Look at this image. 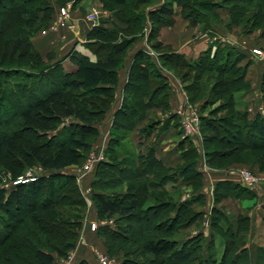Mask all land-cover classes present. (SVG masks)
I'll list each match as a JSON object with an SVG mask.
<instances>
[{
	"label": "trees",
	"instance_id": "1",
	"mask_svg": "<svg viewBox=\"0 0 264 264\" xmlns=\"http://www.w3.org/2000/svg\"><path fill=\"white\" fill-rule=\"evenodd\" d=\"M81 1L0 0V17L9 18L13 23L22 24L24 27L31 23L37 24L39 26L34 30L37 31L48 26L58 8L69 2L75 5ZM100 2L104 8L113 12L116 21H102L87 35L85 46L96 56V62L93 63L85 56L71 51L68 56L77 66L75 72L66 73L59 62L43 65L45 61L32 48L28 34H20L8 41L12 51H19L20 56H23L20 66L7 65V61L11 59L5 60L3 53L0 54V110L5 111L4 114L0 111V168L16 178L19 174L15 169L27 163L25 157L27 159L36 157L28 152L26 153L28 157L25 156L26 149L20 143L21 135L24 133H29L34 141L41 143L35 146L37 153L49 149L48 155L45 153L42 155L43 158H38L48 170L36 180L7 188L0 185L1 264H13L7 255L17 247L29 249L32 264H53L55 261L53 253L59 256L66 255V251L53 244L51 234L48 232L51 231V226L62 227L64 221L52 218L49 211L53 207L63 205L64 201L66 203L71 201V205L78 204L82 207L85 201L75 176L56 170L60 165L57 162L48 164L44 158L52 156L54 161L61 160L74 151L73 148H77L79 143L90 146L98 138L100 122L114 101L118 72L134 43L144 37V29H149L147 42L150 43L151 49L158 53L159 62H163L161 67L166 68L163 66L165 63L178 71H197L199 74L212 72L218 77L229 75V78L239 77L240 80L244 79L245 73L238 64L245 59V54L236 48L217 43L212 55L206 53L194 62H187L183 56L172 51L159 52L165 48L157 41L159 31L174 24L176 8H179L181 16L189 25L200 26L202 30H210L213 24H216L214 19L223 8L229 12L231 23H244L246 21L244 14L248 8L253 23L261 26L264 32V0L244 2L100 0ZM200 8L208 10L210 14L201 12ZM7 25L10 26L12 23ZM161 67L157 66L146 52L139 50L135 53L128 70L123 102L115 113V124L111 130L113 138L110 137L106 148L108 161L97 164L90 185L91 200L98 208L100 219L113 221L115 225L100 227L97 232L105 237H119L129 231L130 226L127 222L129 223L131 218L145 217L151 211L157 213L166 208L175 213L174 217L167 215L161 222L167 227V236L153 240L145 238L142 245V252L153 257L154 261L165 259V264H248L249 251L244 248L243 233L248 231L250 219L245 215L238 216L234 224L223 212L214 207L209 217L211 230L208 238L199 232L195 236H189L185 241H174L176 231L188 227L203 214V211L194 212L192 207L196 204L204 205L205 197L200 193L203 177L196 169L200 153L192 142L184 137L178 144L184 164L174 168L168 167L156 157L154 147L169 128L170 122L149 120L140 129L137 128L146 119L147 110L157 108L163 112L169 111V86ZM228 68L230 71L226 75ZM229 78L222 81L226 84L222 92L226 94H231L233 84L240 81ZM197 88L189 90V86H186L185 89L197 92ZM226 98V101L231 100V96ZM192 99L191 96L190 101ZM262 100L264 101V97ZM229 105H233V99ZM119 117L123 123L117 122ZM248 117L247 110L235 112L231 120L227 117L222 122L214 118L201 117L202 131L207 129L210 133L204 134L201 139V145L205 151L207 150L205 155L208 154V164L229 158L231 151L220 150V146H229L236 142V138L244 150L261 149L260 145L264 144V116L255 114L253 118ZM172 119L175 120L174 126L178 130V135L182 137L183 132L177 119L174 116L169 117V120ZM67 120L70 122L65 125ZM223 123L230 127L224 126ZM120 129H124L125 132H121ZM135 129L144 140L154 136L152 144L143 151H136V145L129 135L130 147L123 142L127 134H131ZM211 148L212 153L209 152ZM6 159L12 161L11 168L3 164L2 161ZM262 167L264 166H260V169L264 170ZM103 171L110 174L108 177L111 179L112 187L119 188L124 182L136 180L139 182H134L136 190L112 192L108 183H103L106 182L102 180ZM5 172L3 174L6 175ZM180 183L190 186L193 192L186 200L171 203V192H177ZM168 185H171L170 188H167ZM231 191L234 192L230 194ZM155 192L160 196L154 194ZM255 196L254 192L231 182H220L214 190L215 205L227 198L252 199ZM62 199L64 201H61ZM148 199L154 204L142 210L144 201ZM45 230L49 235L46 240ZM62 231L63 235L57 234V239L65 234L72 238L76 236V231L71 228ZM15 232L19 235L13 243L12 237ZM28 233L32 236H28ZM68 242L67 245L71 247L72 243ZM219 244L222 245L224 253L221 260H217L215 256ZM255 250L256 264H264V249Z\"/></svg>",
	"mask_w": 264,
	"mask_h": 264
},
{
	"label": "rangeland",
	"instance_id": "2",
	"mask_svg": "<svg viewBox=\"0 0 264 264\" xmlns=\"http://www.w3.org/2000/svg\"><path fill=\"white\" fill-rule=\"evenodd\" d=\"M51 1L54 2V0ZM209 1L210 0H207V2ZM236 1L241 2L242 0H236ZM218 2H221V0H218ZM79 4H81V7H78ZM67 6L70 7L69 18L67 19L66 22L67 26L71 24V18H74V20L77 22L79 27L82 26L83 22L87 23L88 26L94 24L87 21V15L93 10L100 12V15L101 14L103 15V12H109V13L112 12L104 8L100 0H82L80 3H78V5L77 4L74 5L72 2H69L63 7H67ZM200 10L201 12H204L206 14H210L208 10H204L203 8H200ZM220 10L222 11L221 12L219 11L218 16H216V18L214 19L216 24L224 27L233 40L238 41L241 45L245 46L248 49V62L242 61L241 63L238 64V67L244 70L245 73L244 79L240 80L239 77L229 78V75H227V73H229L230 68L227 69L226 72L227 78H226L225 75L218 77V75L212 72H205L199 74V72L197 71H188V70L178 71L177 69H173L169 67L167 64L165 65V63L163 66H166V68H163L161 67V64L163 62H159L158 65L159 67H161V70L164 73L171 74L172 76L174 75V77L175 75L177 76V74H179L177 73V71L180 72L179 76L175 78L180 82L182 90L184 91L188 99L189 113L197 114L200 119L201 117L214 118L218 122H222V120L226 119L227 117H230L231 120V116L235 112H239V111L241 112L242 110H248L247 112L249 111L255 112V110L262 109L264 111V101L262 100L264 97V59L260 60L259 58L257 59L256 57H253L250 52L253 49H259L262 52H264V32L262 30V27L253 23V20L251 19L252 14L250 11L248 12V8H247V12H245L244 14L246 17V21L240 24L231 23L229 12H223V10L227 11L226 8ZM55 14L56 16H58V9L56 10ZM79 19H82L83 21L80 20L78 22ZM108 20L110 21L111 19L109 18ZM8 23H12V25L8 26L7 25ZM54 23H61V22L56 21L55 19ZM56 25L57 24H53V22L51 21L48 24V26H46L45 28L34 31L39 25L31 23L27 27L26 26L24 27L22 24L13 23L9 18L0 17V54L3 53L5 60L11 59L7 61L8 62L7 65L12 67L20 66L23 60V56L22 57L20 56L19 51H12L11 46L9 45V42L11 41L12 37L20 36V34L23 35L28 34V36L30 37V43L32 45V48L35 51H37L34 45V41L37 40L38 35L49 38V36L56 31L55 30ZM145 30L146 29H144L143 31L144 34H145ZM148 44L150 46L149 42ZM169 51L177 53L171 50L169 47H165L164 49L159 50V52L161 53L169 52ZM43 54H46L45 55L46 58L44 57L43 59L45 61L43 65H47V64L50 65L56 62V56H54L55 53H43ZM13 63H17V64L14 65ZM228 78L230 80L231 79L232 80L235 79L238 81L240 80L235 85L233 84V88L230 89L231 94L228 93L226 94L225 92L224 93L222 92L224 86L226 85L225 81L224 82L222 81L225 79L228 80ZM117 84L118 82L115 83V89L117 87ZM240 84L241 86H239ZM186 86H189V90H192L193 88L196 89L197 87L198 90L197 92L196 91L189 92L185 89ZM224 94L226 96H231V100L233 99V105H229L231 103V100L226 101L227 98L226 96H224ZM122 96L124 97V92H122ZM191 96L193 98L192 99L193 101L192 100L190 101ZM113 103L114 101L112 102V105ZM112 105H110V107L107 108V111L104 114L102 121L100 122L98 138H96L94 142L90 144V146H86L85 144L79 143V146H77V148H73L74 151H72L66 157H62L61 160L59 159L58 161H54L52 156H48V157L46 156L47 159L44 158V160H46L48 164H55L57 162L60 165V167L56 170H61V171L72 170L75 172L76 175L73 176H75L76 178V183L78 187L80 185L79 191L81 192L85 201L84 206L82 207V206H78V204L71 205V201L66 203L62 199L61 201H64L63 205L59 207H53L49 211L52 218H59L61 221H64L62 227L51 226L52 228V229L50 228L51 231L48 230V232L51 234L50 238L52 239L51 241L53 242V244L57 245V247L60 248V250L66 251L65 256H59L58 254L53 253V256L55 258L53 264H64V262L67 260H70L73 264H101L100 258H105L107 264H165L166 263L165 259H163V261L156 262L154 261L153 257L144 254L142 252V245L144 243L145 238L149 240H153L167 236L166 235L167 227L165 223H161V222H163L164 218L167 215L170 217L175 216V213L172 212L171 210H166L165 208L163 210L157 211V213L151 211L149 212L148 216L145 217L138 216L139 218L137 217L131 218L129 223L127 222V225L130 226L129 231L119 237L117 236L105 237L97 232L100 227L103 226L114 227L115 225L113 221H106L100 219L98 208L95 205V203L91 200V194H92V188L90 186L91 184L90 185L88 184L90 180H93V174L97 164L103 161H108V158L106 157V148L109 144L110 137H112L111 130L115 124V115L112 116L111 120L109 118L110 116L109 117L107 116L108 112L112 108ZM0 111L1 114H4L5 112L4 110H0ZM249 115L250 114L248 113V116ZM248 118L250 119V116ZM251 118H253V115ZM117 120L118 123H123L120 117L117 118ZM69 122H70L69 120L65 121V125L68 124ZM109 122L111 123V126L108 131V139L104 140V135L106 134L107 126ZM223 124L226 127H230L225 123ZM123 126L125 127L126 125L123 124ZM136 130L137 129L133 130L131 134H127V138H125L123 141L126 146L130 147L129 136L130 138L133 139L132 135L137 134ZM120 131L125 132L124 129L122 130L120 129ZM198 132H199L198 135L200 137V141L203 138L204 134L207 135L210 134L207 129L202 131L201 120L199 123ZM21 136L22 139L20 143L24 145V148L26 149V151L24 152L25 156L28 157V155H26V153L28 152L31 153L33 156L35 155L36 157L28 158V159L25 157V159L28 160L27 163H24L22 166H19L17 169H15V172H18L19 174L16 178H14L11 173L5 172L4 169L0 168V180H1L0 185H2V187L8 185H9L8 187H10V184L13 181L19 180L20 178H24L25 176L30 174L41 176L46 170H48L45 167H43L42 163L38 161L39 160L38 158L39 157L43 158L42 155H44L45 153L48 155L49 149H47V151H42L40 153H37V148H35V146H39L41 145V143L34 141L33 137L29 133H24ZM184 137L186 136L182 135V138ZM235 140L236 142L232 143L229 146L227 145L224 147L220 146V150H227L228 152L231 151L229 153L231 154L229 158L227 159L224 158L221 161L218 160L212 161L210 164H208V160H209L207 159L208 154L206 153L207 155H205V152L207 150L205 151L204 146H202L201 143L200 145L198 144L201 149V151L198 150V152L201 153V155H200V160L197 163L196 167L198 166V164L203 163L204 167L213 174L222 173L224 171L232 170V169L248 170L254 174L258 182V185L261 184L263 185L264 170H261L260 166H264V144L260 145L261 149L259 150L248 151V150H244L241 147V145L238 143L237 138ZM174 141H176V139ZM217 146L218 144L216 145V147ZM212 150L213 148L209 149V152L212 153L213 152ZM216 150L219 149L216 148ZM93 154H96L97 156H102L104 160L98 162L91 172L83 173L82 169L84 164L87 162V159ZM223 160L226 163L223 162ZM2 162L3 164L5 163V166H7V168H11V166H13L12 161L10 159H6ZM174 164H172L173 168L182 166L184 164V160L180 164L178 163L177 164L174 163ZM49 170L55 171L54 169H49ZM4 172L6 173V175L3 174ZM103 174L104 176H102V180L106 181L103 183L104 184L108 183L107 185L109 186V189L112 192H127V191L130 192L132 189L136 190V188L134 187L135 186L134 182L139 183L136 180H134L133 182H131V180L130 181L126 180L127 182L120 184L119 188L116 187L114 188L112 187L113 185L111 186L110 177H108V175L110 174L107 171H103ZM181 184L183 186H180ZM184 184L185 183H180L178 185L180 189H178L177 192L175 193L171 192L172 194L170 196V199L172 201L171 203H178L184 201L193 192V189L190 186L188 185L185 186L186 184L185 185ZM233 192L234 191H231L230 194ZM154 194L160 196V194L156 192ZM150 199L144 201L142 210H145L147 207L154 204V202H152V200ZM248 199L251 198L249 197L242 199L230 198V200H225L221 204L219 203L217 204V206L216 205L214 206L218 208L221 212H223L224 216L230 219V221L235 224L238 216H240L241 213L240 203ZM207 204L208 201L207 202L205 201L204 204L205 207L204 205H200V204L193 205L192 209L194 212L201 213L203 211L204 213L202 215H199L198 219L194 220L193 223H191L188 227L176 231V235H174L175 238L174 241H178V242L185 241L189 236H195L199 232H201L204 236L206 234L205 237L208 238L209 232L211 230L210 219H209L211 212L207 211L206 208ZM69 222L74 223V225L72 226V223L70 224ZM94 226L95 228H93ZM250 226L248 227V231L243 233V237L245 238L244 248L248 250V246L251 245L250 246L251 251L248 250L249 251L248 264H256L257 255L255 249H259V248L264 249V234H262L263 232L261 233L257 231V233L253 234L252 242H249L248 232L250 231ZM67 228L68 229L71 228L72 230H75L76 236L72 238L71 236L68 237L67 234H65L60 239H57L56 236H58L59 234L63 235L62 230L63 229L65 230ZM44 233L46 236L45 237L46 240L47 236L49 235L46 233V230L44 231ZM18 235H19L18 232H15L13 234L12 237L13 243H15ZM27 235L32 236L31 233L30 234L28 233ZM41 238L44 237L41 236ZM68 241L72 243L71 247L67 245L69 243ZM223 254H224L223 247L221 244H219L216 249V255H215L216 259L221 260V258H223L222 257ZM7 256L9 257V259L13 264H32L33 262L31 258V252H29V249H25V248L17 247L16 249H12Z\"/></svg>",
	"mask_w": 264,
	"mask_h": 264
},
{
	"label": "crops",
	"instance_id": "3",
	"mask_svg": "<svg viewBox=\"0 0 264 264\" xmlns=\"http://www.w3.org/2000/svg\"><path fill=\"white\" fill-rule=\"evenodd\" d=\"M78 7H81V4H79ZM175 11L176 13L174 16V24L170 27H163L159 31L157 41H159L163 46L169 47L171 50L177 52V54L183 56L187 62H194L206 53H210L212 55L215 52L217 43L222 45L227 44L236 48L239 52L245 54V59L243 61L248 62V49L245 46L241 45L238 41L233 40L224 27L218 24H213L210 30H202L200 26L189 25V23L181 16L179 8H176ZM219 11L221 12L222 10ZM223 12L228 11L223 10ZM109 18L114 21V14L112 12H103L102 17L97 21L96 24L88 26L87 23L83 22L81 27L78 26L74 18H71V24L75 26L74 32H71L67 28V23H54V20L57 19L56 14H54L52 22L53 24H57L55 29L56 31L52 33L49 38L38 35L37 40L34 41L35 48L43 59L46 55L43 53H55V55H52L56 56V62H59L61 64L63 70L66 73H73L77 70V66L70 61L68 55L71 51H75L88 58L91 62H96V56L85 46L87 35L93 28L98 27L102 21L108 20ZM80 20L82 19H79L78 22ZM148 33L149 29L146 28L144 37L134 43L125 58L123 67L118 72V84L115 89L114 103L107 114L108 117L110 116V120L122 105V92H124V88L127 83V73L132 64L135 53L139 50L144 51L150 57H152L154 63L157 66L159 65V55L155 52V50L151 49L147 42ZM164 75L167 78L169 86V111L163 112L162 109L157 108L150 109L149 111H147L146 119L142 123H140L137 128L140 129L150 119L160 122H165L168 120L170 122L169 128L161 136L160 140L156 143V146L154 148L156 157L161 160L166 166L172 167V164L174 163L180 164L183 162V159L181 157L182 152L178 147V144L183 138L179 137L178 135V130H176V127L174 126L175 120H169V117L174 116L177 119L179 126H181L182 118H184L189 112V103L184 91L182 90L180 82L171 74L164 73ZM251 112L252 111L248 112L250 114V118L255 114L264 115V111L262 109L255 110V112L252 113ZM110 122L107 126L104 140L108 139V131L111 126ZM136 132L137 134L132 135V140L136 145L135 149L138 152L143 151L145 147L152 144L154 136H151L150 138L144 140L141 138V135L137 130ZM186 138L192 142L197 151H201L199 147L201 143L199 136H189ZM175 139L176 141H174ZM196 169L203 177V186L200 193L204 195L206 199L205 201H208L206 207L207 211L211 212V210L215 207V186L220 182H231L238 184L237 177L235 175L237 169L213 174L204 167L203 163L198 164ZM63 172L70 175H76L72 170ZM91 181L92 180L88 182L89 185L91 184ZM170 186L168 185L167 188H170ZM180 186L183 185L181 184ZM251 192H254L256 196L252 199L244 200L242 203H240V215L248 216V218L250 219L251 226L250 231L248 232L249 242H252L253 234L257 233V231L261 233L263 232L262 234H264V184L259 185L257 190ZM225 200H230V198L222 200L220 204ZM250 246H248V250L251 251Z\"/></svg>",
	"mask_w": 264,
	"mask_h": 264
},
{
	"label": "built area",
	"instance_id": "4",
	"mask_svg": "<svg viewBox=\"0 0 264 264\" xmlns=\"http://www.w3.org/2000/svg\"><path fill=\"white\" fill-rule=\"evenodd\" d=\"M69 9L70 7H61L58 8V16L56 21H59L61 23H66L67 19L69 18ZM102 15V14H101ZM100 12L93 10L87 15V21L96 24L97 21L101 18ZM68 30L71 32H74L75 26L73 24H70L67 26ZM253 57L259 58L260 60L264 59V52H262L259 49H253L250 51ZM200 123V118L195 113H189L182 118L181 121V130L183 131L184 136H199L198 127ZM102 156H97L96 154L91 155L87 162L83 166V173H88L93 170L95 165L103 161ZM235 175L237 177V182L239 185H241L244 188H247L248 190L255 191L258 189L259 185L258 182L254 176V174L251 171L244 170V169H237L235 172ZM39 177V175H27L24 178H20L19 180L13 181L10 186L17 185L18 183H26L29 181H34ZM9 186V185H8ZM8 186H5L7 188ZM95 228V226L93 227ZM101 264H107V261L105 258H100ZM64 264H73L70 260H67L64 262Z\"/></svg>",
	"mask_w": 264,
	"mask_h": 264
}]
</instances>
